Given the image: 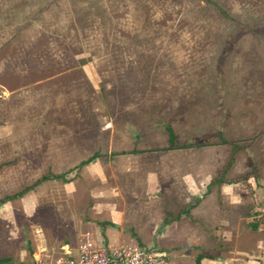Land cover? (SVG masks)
Instances as JSON below:
<instances>
[{
  "label": "rangeland",
  "instance_id": "374dc122",
  "mask_svg": "<svg viewBox=\"0 0 264 264\" xmlns=\"http://www.w3.org/2000/svg\"><path fill=\"white\" fill-rule=\"evenodd\" d=\"M83 65L91 84L78 71ZM53 73L62 75L51 84L56 96H67L65 107L55 109L62 122L57 130L67 132L77 117L88 119L91 132L99 123L115 129L130 116H142L138 126L145 130L151 116L156 145L167 143L168 124L183 141L181 128L189 116L207 121L215 111L244 116L246 85H264V0H0L2 96L18 90L14 99L24 115L33 116L34 83ZM4 112L0 104V117ZM243 126L238 137L246 135ZM76 182L71 197L62 184L43 185L39 210L45 222L55 232L57 211L72 214L77 225H88L108 244L105 214L120 203L117 188H130L115 180ZM219 225L203 223L210 232L207 246L228 248L225 261L213 256L214 262L245 264L246 222L233 221L227 233ZM67 231L62 232L68 237ZM85 237H77V244ZM186 237L178 230L163 242L170 264H197L199 254L224 253L196 249Z\"/></svg>",
  "mask_w": 264,
  "mask_h": 264
},
{
  "label": "crops",
  "instance_id": "0c3cea01",
  "mask_svg": "<svg viewBox=\"0 0 264 264\" xmlns=\"http://www.w3.org/2000/svg\"><path fill=\"white\" fill-rule=\"evenodd\" d=\"M78 71L91 84L90 69L83 65ZM49 76L34 83L33 116L24 115L21 101L14 99L18 90L6 91L8 98H1L0 104L6 112L0 117V201L42 176L69 173L65 176L66 182L50 180L21 198L0 204L2 264L75 257L79 236L106 244L89 231L88 225H77L74 216L64 212L55 214L53 224L59 229L54 232L52 223L45 222L39 210L43 185L62 184L66 196L71 197L79 178L98 182L115 180L116 184L130 188L127 191L117 188L116 195L122 197L120 203L114 213L105 214L110 244H137L165 253L169 259V248L163 242L179 230L196 249L224 251L197 257V264H216L213 256L224 262L228 248L207 246L210 232L203 223L221 221V231L227 233V226L233 221H245V264H264V85H246L244 116L234 111L222 112V115L215 111L214 119L208 121L196 115L187 116L189 119L181 128L186 135L183 141L170 124L166 125L178 145L204 140L212 145L167 149L169 136L165 145L155 144L158 131L151 116L148 118L153 122L148 121L145 130L138 126L142 116H130V120L115 129L99 123L98 129L92 132L88 119L77 117L71 122L75 126L67 132L57 130L62 122L55 119L58 115L55 109L65 107L67 96L58 94L57 97V86L56 89L51 86L62 75ZM243 125H246V135L238 137L245 131ZM197 129L206 133L198 135ZM219 136L229 143L235 142L237 150L231 144H216ZM142 140L154 144L144 148L139 146ZM245 140L246 145L241 143ZM134 150L138 153L133 154ZM94 154L100 157L75 170ZM231 158L233 162L228 165ZM45 171L48 174L43 175ZM63 228L68 229V237L63 235Z\"/></svg>",
  "mask_w": 264,
  "mask_h": 264
},
{
  "label": "built area",
  "instance_id": "2783aa9c",
  "mask_svg": "<svg viewBox=\"0 0 264 264\" xmlns=\"http://www.w3.org/2000/svg\"><path fill=\"white\" fill-rule=\"evenodd\" d=\"M3 93L0 94L2 98ZM30 264H170L165 253L144 249L137 244H99L81 241L75 257L38 258Z\"/></svg>",
  "mask_w": 264,
  "mask_h": 264
},
{
  "label": "trees",
  "instance_id": "16d2710c",
  "mask_svg": "<svg viewBox=\"0 0 264 264\" xmlns=\"http://www.w3.org/2000/svg\"><path fill=\"white\" fill-rule=\"evenodd\" d=\"M176 139L174 137V135L170 132L169 134V142H170V145L167 149H176V148H190V147H196V148H199V147H206V146H210L212 145V143H210L209 140H204V141H201L199 143H193V144H181V145H178L176 144ZM216 144H231L233 147H234V151L237 150V145L235 142H227L225 141L224 139H222L220 136H219V142L216 143ZM133 154H136L138 153V151H132ZM124 154V153H123ZM100 157L99 154H94L92 155L91 157H89L87 160L85 161H82L76 168L75 170H79L81 169L82 167L88 165L89 163H91L92 161H94L96 158ZM233 162V158L230 159V162L228 163V165H230L231 163ZM69 173V172H68ZM68 173H65V174H60V175H54V174H49V175H46V176H42L40 179L36 180L32 185L24 188L23 190H21L20 192H18L17 194L11 196V197H6L4 198L3 200L0 201V204L6 202V201H12V200H15V199H18V198H21L22 196H24L25 194H27L28 192L34 190L37 186L41 185L42 183L44 182H47V181H50V180H58V181H63V182H66V179H65V176L68 174ZM0 264H2V262L0 261Z\"/></svg>",
  "mask_w": 264,
  "mask_h": 264
}]
</instances>
